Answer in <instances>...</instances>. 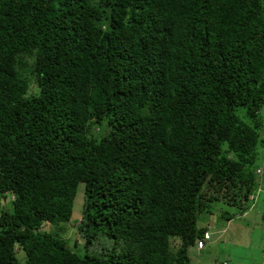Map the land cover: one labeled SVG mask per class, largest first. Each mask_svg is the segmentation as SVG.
Here are the masks:
<instances>
[{
	"label": "trees",
	"instance_id": "1",
	"mask_svg": "<svg viewBox=\"0 0 264 264\" xmlns=\"http://www.w3.org/2000/svg\"><path fill=\"white\" fill-rule=\"evenodd\" d=\"M263 106L264 0H0V264H191L251 210Z\"/></svg>",
	"mask_w": 264,
	"mask_h": 264
},
{
	"label": "rangeland",
	"instance_id": "2",
	"mask_svg": "<svg viewBox=\"0 0 264 264\" xmlns=\"http://www.w3.org/2000/svg\"><path fill=\"white\" fill-rule=\"evenodd\" d=\"M243 117V111L238 114ZM262 118L261 138L264 139V106L260 110ZM256 166L261 170L259 175L261 192H253L249 196L251 210L245 214H239L235 207H230L223 202H215L211 206L212 214H201L198 218V227L208 228V234L213 236L205 249L198 252L194 247L189 249L191 264H264V147L259 150ZM258 188V186H257ZM83 186L77 190L73 204V214L70 222L64 225V238L68 247L73 248L78 256H83V240L78 235L77 226L81 217ZM12 196L6 194L0 198V214L8 211ZM221 213L235 214L230 222L221 218ZM46 232L52 231L53 227L45 224ZM107 247L110 242L107 241ZM18 257L22 260L23 253Z\"/></svg>",
	"mask_w": 264,
	"mask_h": 264
},
{
	"label": "built area",
	"instance_id": "3",
	"mask_svg": "<svg viewBox=\"0 0 264 264\" xmlns=\"http://www.w3.org/2000/svg\"><path fill=\"white\" fill-rule=\"evenodd\" d=\"M209 234L205 233L202 239H199L196 243L198 249H203L207 241L209 240Z\"/></svg>",
	"mask_w": 264,
	"mask_h": 264
},
{
	"label": "clouds",
	"instance_id": "4",
	"mask_svg": "<svg viewBox=\"0 0 264 264\" xmlns=\"http://www.w3.org/2000/svg\"><path fill=\"white\" fill-rule=\"evenodd\" d=\"M256 173L258 174V175H260L262 172H261V170L260 169H258L257 171H256ZM256 194H260V192H261V188H259V186H258V188H256V190L254 191ZM210 240V239H209Z\"/></svg>",
	"mask_w": 264,
	"mask_h": 264
}]
</instances>
